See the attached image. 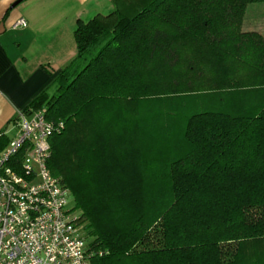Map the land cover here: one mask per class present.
I'll list each match as a JSON object with an SVG mask.
<instances>
[{"label": "trees", "instance_id": "obj_1", "mask_svg": "<svg viewBox=\"0 0 264 264\" xmlns=\"http://www.w3.org/2000/svg\"><path fill=\"white\" fill-rule=\"evenodd\" d=\"M112 1L22 110L54 125L47 166L84 220L88 264H264V37L241 29L264 0Z\"/></svg>", "mask_w": 264, "mask_h": 264}, {"label": "built area", "instance_id": "obj_2", "mask_svg": "<svg viewBox=\"0 0 264 264\" xmlns=\"http://www.w3.org/2000/svg\"><path fill=\"white\" fill-rule=\"evenodd\" d=\"M53 128L43 109L20 112L0 152V264H88L96 254L68 187L47 166Z\"/></svg>", "mask_w": 264, "mask_h": 264}, {"label": "crops", "instance_id": "obj_3", "mask_svg": "<svg viewBox=\"0 0 264 264\" xmlns=\"http://www.w3.org/2000/svg\"><path fill=\"white\" fill-rule=\"evenodd\" d=\"M113 10L112 0H0V135L15 137L19 113L75 57L78 22Z\"/></svg>", "mask_w": 264, "mask_h": 264}, {"label": "rangeland", "instance_id": "obj_4", "mask_svg": "<svg viewBox=\"0 0 264 264\" xmlns=\"http://www.w3.org/2000/svg\"><path fill=\"white\" fill-rule=\"evenodd\" d=\"M241 29L244 31H257V32L261 33L264 37V2L247 4L243 19H242V23H241ZM234 67H235L234 70H236L238 72L235 75L234 80H239V81H242L246 84L251 83V80L249 81V79H248V75L251 73V71L247 66L240 64L238 66L234 65ZM214 73H216V68H213L212 66H210V69L206 70V74H204V75H205V77L207 76L208 79H212L213 77L215 78ZM250 77L252 78V76H250ZM163 81H166L165 83H163L165 89H167V87H171V91H173V87H175V89H176L175 82H169V80L168 81L163 80ZM198 86L200 87L199 88L200 89L199 94L205 93V94H203V95H205V97L203 98V96H202V98H203L202 102H207L208 99L210 98L209 97V92L211 89L210 84H207L205 82V79L203 78V79L198 81L197 87ZM224 86H226V85H224ZM224 86H222V87H224ZM183 87H184V85L180 86L181 89H183ZM175 89H174V91H175ZM178 93L179 94H177V95L181 94V92H178ZM69 200L71 202V205L74 206V198L72 195H70Z\"/></svg>", "mask_w": 264, "mask_h": 264}]
</instances>
